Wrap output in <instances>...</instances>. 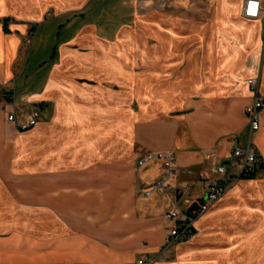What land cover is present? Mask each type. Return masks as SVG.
<instances>
[{
  "label": "crops",
  "instance_id": "crops-1",
  "mask_svg": "<svg viewBox=\"0 0 264 264\" xmlns=\"http://www.w3.org/2000/svg\"><path fill=\"white\" fill-rule=\"evenodd\" d=\"M105 1L0 0V90L16 103L0 110V230H9L0 233V264H140L144 257L152 264H264L262 171L241 178L201 215L193 238L164 250L165 213L186 202L170 192L145 196L162 178L163 163L136 165L143 153L173 150L171 186L189 184L193 192L186 199L205 196L215 162L248 143L249 77H260L264 95V65H250L249 57L262 43L264 20H242L244 0H218L217 12L232 18L221 33L201 27L178 0L164 11H150L146 0H120L132 19L149 13L151 31L165 39L154 48L151 73L186 67V57L175 55V39L178 53L188 55L187 73L171 76L168 94H143L140 67L127 61L129 48L119 41L127 34L116 41L99 35L93 13ZM83 2L81 12L62 10ZM14 5L36 7L39 20L31 15L30 29L12 24ZM52 7L61 31H72L58 44L50 42L51 56L36 62L44 38L39 31L50 24L46 12ZM29 31L30 45L38 41L33 55V47L23 51ZM207 37L213 41L206 44ZM200 54L201 75L190 56ZM208 61L213 64L207 68ZM40 103L43 114L34 127L21 130L8 120L9 112L27 114ZM253 143L264 158V109ZM29 196L37 199L36 238L18 231L33 222L23 221L24 207L13 202Z\"/></svg>",
  "mask_w": 264,
  "mask_h": 264
},
{
  "label": "rangeland",
  "instance_id": "rangeland-1",
  "mask_svg": "<svg viewBox=\"0 0 264 264\" xmlns=\"http://www.w3.org/2000/svg\"><path fill=\"white\" fill-rule=\"evenodd\" d=\"M26 1V0H24ZM181 2V4L183 5V10L182 12L185 14H189L190 18L193 20H199L201 21V27H205L206 30L207 29H214L216 28L217 30H221L222 32L228 31L226 29H229L227 26V23H230L232 25V22H229L232 18H231V12H224L223 13H218L217 12V2L218 0H178ZM122 2L120 0H107L105 1L103 4H99V6L97 7V10L93 13V19L95 20V22L99 25L98 26V31H99V35L101 37H103V40H117L119 39V35L121 33H126L127 35L124 36L123 38H121L119 41L125 45L126 47L129 48V53L127 54V61H131L133 65H136L135 63H138V65H136V67H140L139 72H142L141 78H142V84L143 87L142 89V93L145 94L146 91H152V92H157L158 94H163L167 92H169V90L171 89V86L168 85L169 81L171 80V76L173 77H178L181 74H185L186 72V67H188V55L184 54V53H178V51H180L181 49L178 48L177 46L181 47L180 43H174L175 41H177L175 39V41L172 43V45H175L176 47L174 48L175 51L177 53H175L176 56H183L186 57L185 59V68L183 69H177L174 68L173 70H170V74H166L165 69H160V71L158 72H154L151 73L152 71L149 70L150 67V62L151 60L154 59L155 54H153V51L155 50L154 48L156 46L160 47L161 45L164 44V37L163 39H161L160 34H156L155 31H151V27L152 24L149 20V13H147L145 16H143L142 19L139 20V18H131V12L132 11H128V6L126 4H121ZM215 9H214V7ZM85 6V2L82 3V5H79L77 7H61L63 11L67 10L68 8H74L77 9L78 11L76 12H81L82 7L84 8ZM212 8V9H211ZM52 8H48V12H46V16H50L48 17V22L50 24H46L40 31H39V35L44 36V38L42 39L43 42L41 41L38 49L35 52V61L39 62L42 59L41 58H45L48 59L52 52H53V44L52 46L49 47V43L53 42L54 44H58L59 41L63 40V38L69 34L72 30H63L61 31V28L58 27L59 26V20L57 22V20L55 19L53 15L54 10H52ZM106 9L105 14H102V11ZM159 10V11H164L166 10V8H151L150 11L152 10ZM211 9V10H210ZM209 10V12H208ZM11 11V22L12 24H16L18 25V27H23L25 25L28 26V29H30L32 27L31 23H27V20L30 19L32 16L34 15V19L39 20L40 17H37V9L36 7L33 6H17L14 5L12 7V9H10ZM22 11H24V13H22ZM147 11V12H150ZM74 13V12H73ZM206 13V16L203 14ZM214 13H217L215 17ZM97 15H99V17H97ZM217 18V20H213V18ZM243 19L245 22H249L252 23L251 21H253V19H249L247 17H245L244 15H242ZM100 19V21H99ZM128 19V20H127ZM234 20V18H233ZM232 20V21H233ZM62 23V22H60ZM163 26H165V23H163ZM222 26V27H221ZM16 27V26H14ZM61 31V32H59ZM37 34L35 35L36 38ZM32 37L33 34H31V31H29V34L25 37V41H24V48L23 51L26 50L27 46L33 47L31 52L33 55L34 50L36 49L37 45H38V41L36 43H34L32 46L30 45V42L32 41ZM107 37V38H104ZM30 40V42H29ZM179 40V39H178ZM180 41V40H179ZM202 41V39H201ZM212 42L213 39L207 37L206 39V44H208L209 42ZM178 42V41H177ZM180 44V45H178ZM194 44L193 41L189 42L188 45H192ZM261 46L262 43L259 46H254V53L250 55V65H261L262 64V59H261ZM38 51V52H37ZM191 57H195V67L199 66L200 69L197 71L200 75H201V54L199 55V57L197 55H190ZM160 57H165V54L160 55ZM199 60H198V59ZM31 61V58H30ZM221 61L223 62L222 58ZM135 62V63H134ZM218 62V61H217ZM209 63V61L207 62ZM210 64V63H209ZM213 64V61L212 63ZM211 64L208 67H211ZM182 66V65H181ZM179 66V67H181ZM190 66V65H189ZM192 66V65H191ZM137 70V69H136ZM192 71H195L192 69ZM209 71V70H207ZM196 72V73H197ZM133 75V73H132ZM133 77V76H130ZM192 77V75H191ZM174 78V79H175ZM183 78H186V76H184ZM200 78V77H199ZM133 79V78H132ZM132 81V80H131ZM132 83L131 85H128L129 87H132ZM127 87V88H129ZM176 88V87H175ZM3 93H7V94H11L10 92L5 91L4 89L0 90V97L2 96ZM168 94V93H167ZM12 95V94H11ZM145 96V95H143ZM15 99V98H14ZM13 104V103H11ZM16 104V103H15ZM13 104V105H15ZM148 105L150 103H147ZM160 105H163L162 103H159ZM172 103L168 104L167 107L172 110L174 108H170ZM167 108V109H168ZM6 111V110H5ZM127 122H132V119L127 117L126 118ZM127 131L129 130V127H127ZM168 151V150H167ZM144 154V153H143ZM36 197L33 196H29V197H23L20 200L18 199H13V202H15V207L16 206H21L24 207L23 209V214L20 215L21 218L23 217V221H32L33 224H29L30 227L28 230H23L21 228V231L23 233H26L34 238L37 237V229L34 227L37 225L38 222V207H37V202H36ZM17 202V203H16ZM24 217L28 218L24 219ZM23 224V223H22ZM34 228V229H32ZM9 232V230H0V233H7Z\"/></svg>",
  "mask_w": 264,
  "mask_h": 264
},
{
  "label": "built area",
  "instance_id": "built-area-1",
  "mask_svg": "<svg viewBox=\"0 0 264 264\" xmlns=\"http://www.w3.org/2000/svg\"><path fill=\"white\" fill-rule=\"evenodd\" d=\"M171 0H146L143 6L152 8H166ZM243 15L249 19L264 20V0H244ZM30 42V40H29ZM261 59L264 65V31L262 36ZM247 84L252 92L253 101L245 107V114L248 119V143L245 147L236 145L230 154L215 162L213 171L214 177L207 181V190L203 198L186 199L191 195L192 187L181 184L180 187H173L170 180L176 172V157L173 150L148 151L141 155L136 165L138 168L153 161L163 163V176L157 180L149 189L143 191L145 196H150L153 191L170 192L182 196L186 202L184 208L180 203L165 213V219L170 224L169 232L165 239L164 250L172 248L176 243L188 241L195 235L196 223L201 215L207 212L227 191L241 178L253 176L256 172L264 173V158L254 149L253 135L260 127V112L264 109V95L261 93V81L259 76L249 77ZM9 103L15 104L13 95L3 93L0 97V110L5 111ZM43 106L35 104L29 113L16 111L8 113V120L15 122L21 130L34 127L41 119ZM154 260L144 257L140 264H152Z\"/></svg>",
  "mask_w": 264,
  "mask_h": 264
},
{
  "label": "trees",
  "instance_id": "trees-1",
  "mask_svg": "<svg viewBox=\"0 0 264 264\" xmlns=\"http://www.w3.org/2000/svg\"><path fill=\"white\" fill-rule=\"evenodd\" d=\"M6 21V20H5ZM36 28V26H34L33 30ZM41 106L44 107V103H40ZM253 176H250V177H243V178H252Z\"/></svg>",
  "mask_w": 264,
  "mask_h": 264
}]
</instances>
